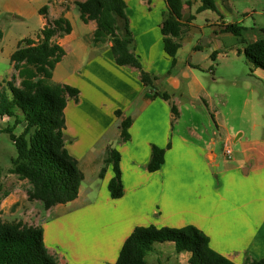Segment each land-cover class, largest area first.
<instances>
[{"label": "crops", "instance_id": "crops-1", "mask_svg": "<svg viewBox=\"0 0 264 264\" xmlns=\"http://www.w3.org/2000/svg\"><path fill=\"white\" fill-rule=\"evenodd\" d=\"M75 1L82 0L47 2L45 14L39 12L43 2L35 6L22 3L13 8H0V13L13 11L21 19L35 13L38 30L59 15L71 25L68 33L55 37L64 54L54 65L51 79L79 90L77 98L68 99L64 107V143L77 161L83 179L73 200L52 205L46 209L44 218L34 223L41 226L49 253L59 264H107L115 261L124 239L135 226L193 225L212 249L235 263H241L246 254L264 257V118L246 114V127L239 123L230 125L229 119L235 120L240 114H234L233 103L224 108L227 116L223 109L218 114L216 107L227 104L221 98L219 103L211 105L206 98L210 95L209 84L205 82L208 76L205 70L212 67V56L235 52L238 41L249 40L243 51L247 47L264 61V50L256 45L257 39L264 38L263 27L260 32L245 34L249 27L228 21L220 14L217 5L228 3L226 0H214L216 10L213 11L219 13L216 20L206 17L204 23L198 24L194 21L196 15L207 9L198 12L199 0H183L181 21L187 27L180 39L176 62L171 65L163 51L160 33L165 1L124 0L135 52L143 70L156 76L154 85L159 91H174L169 99H163L152 95L137 68L115 62L110 42H93L95 22L81 20ZM230 23L241 26V37L231 32ZM198 29L218 39L217 43L223 47L221 52L216 44L208 59L209 51L203 47L209 40L196 43L185 60V68L175 73L173 69L185 36ZM228 34L239 39L230 44L220 41ZM0 38V54L9 59L18 41L25 37L7 39L0 31ZM6 40L8 45L2 46ZM247 64L250 72L242 78L252 82L248 95L255 96L258 87L259 97L264 90V70L249 61ZM228 73L233 77L234 86L240 76L233 70ZM163 75L166 77L162 81ZM222 92L215 93L222 96ZM177 97L188 100L187 106L194 111L199 104L193 102L202 101L201 127L179 121L182 129L173 128L176 118L181 117ZM256 104L252 100V105ZM246 105L247 101L240 112H244ZM206 112H210L212 121ZM125 117L130 118L129 137L121 140L119 123ZM225 145L230 149L228 155ZM108 147L118 151V178L111 163L99 175ZM153 150L162 152L164 159L157 170L149 171L146 164ZM117 183L121 195L115 197L113 190ZM161 243L174 247L171 241ZM189 255L187 251L179 252L178 263L189 264Z\"/></svg>", "mask_w": 264, "mask_h": 264}, {"label": "trees", "instance_id": "trees-1", "mask_svg": "<svg viewBox=\"0 0 264 264\" xmlns=\"http://www.w3.org/2000/svg\"><path fill=\"white\" fill-rule=\"evenodd\" d=\"M160 33L162 48L169 57L171 65L176 62V52L181 46V37L186 31V23L181 21L183 0H164ZM196 11L216 10L214 0H199ZM82 21L93 20V42H110V49L118 65H129L139 70L140 79L153 96L169 99L170 94L159 91L154 81L156 76L142 68L135 52L132 32L125 12L124 0H82L75 1ZM47 6L39 8L46 13ZM229 29L241 35V26L230 23ZM70 22L63 15L47 21L35 37L21 38L9 56L15 73L10 79L0 82V118L6 116V132L13 142L17 155L13 172L29 183L26 198L36 200L47 209L57 203L73 200L83 173L77 161L65 147L64 107L68 99H76L79 90L66 83L52 81L51 72L64 54L55 37L68 33ZM264 30V26H263ZM256 45L264 50V38L256 40ZM244 54L255 67L264 70V61L247 47ZM213 58V56H212ZM18 79L15 82V79ZM8 87V91L7 88ZM174 111V106H171ZM120 115V111H116ZM12 118V121L9 120ZM130 118L119 123L120 139L129 137ZM19 127V132L14 129ZM162 152L153 150L146 164L149 171L157 170L163 163ZM104 163H111L118 178V151L107 148ZM101 166L99 175H102ZM2 169L0 167V192ZM121 195L117 183L113 196ZM171 241L174 250L189 252V264H264V257L246 254L241 263H235L223 254L212 249L205 236L193 225L168 227L154 225L135 226L124 239L117 258L107 264H147L146 255L154 249V242ZM0 264H59L55 256L47 250L43 242L42 228L39 224L26 223L22 219L4 220L0 217Z\"/></svg>", "mask_w": 264, "mask_h": 264}, {"label": "rangeland", "instance_id": "rangeland-1", "mask_svg": "<svg viewBox=\"0 0 264 264\" xmlns=\"http://www.w3.org/2000/svg\"><path fill=\"white\" fill-rule=\"evenodd\" d=\"M56 0H0V8L3 6H7L13 8L15 5H20L22 3L28 4L29 6H35L38 4L41 7L46 5L47 2H54ZM228 3L221 4L219 7L220 14L224 15L228 21H238L240 25H245L249 27L245 34H250L252 32H260L261 28L264 26V0H226ZM23 5V6H24ZM193 6V5H192ZM75 11L78 10L75 8ZM194 13V12H193ZM219 13L207 9L205 12L196 15L195 22L198 24H202L205 22L204 18H216ZM39 23L37 21V16L34 13V16L26 19H21L13 11H2L0 13V31L6 34L7 39H13L15 36L17 37H30L34 36L38 30ZM252 27V28H250ZM262 34V33H261ZM229 36H224L220 38V41H223L225 44H230L232 42H236L239 39L238 36L233 34H228ZM241 37V36H240ZM207 39L209 41H207ZM134 40V39H133ZM207 43H206V41ZM135 42V40H134ZM207 44L203 47V50L209 51V58L212 51H214L217 47L216 44L219 45V52L222 50V46L218 42V39L212 38L210 35H204L200 29L188 32V35L185 36L183 40V48L181 52L178 54L177 65L173 69L175 73L181 71V69L185 68V60L189 58V54L191 53V47L196 43ZM247 40L245 43L238 41L236 42V50L238 52H227V54L217 55L214 54V60H210L212 63V67L210 70L207 69L205 72L207 73V77L215 78L214 81H209L206 77L205 82L209 84L207 87L208 91H210V97L206 96V98L210 101L211 105H216L220 102L221 98L223 99L224 105L222 107H216L218 114H220V110L223 109L224 115L227 116L226 106H230V103H233V111L234 114H240V117L235 120H230V125L235 126L236 123H239L241 127L247 126L246 114H249L254 117L264 118V90L259 93V97H257V88H255V96L248 95V91L252 89L251 83L249 80L242 78V75L249 73L248 66V58L245 56L243 47L248 46ZM1 38H0V46H1ZM4 45H8V40L5 41ZM250 48L251 44L249 45ZM251 51V50H250ZM253 53V52H252ZM206 61V60H203ZM233 70L234 74L240 76L238 80L235 81V85L232 86L233 77L230 73ZM14 71L12 65L9 62L8 57H5L3 54H0V82L4 84L2 81L6 78H12V72ZM199 72V71H198ZM197 73V72H196ZM233 74V73H232ZM166 76H162V81ZM187 78L184 79V82H187ZM18 79H15L17 82ZM264 85V82H262ZM233 87V88H232ZM7 91H8V87ZM212 89V90H211ZM222 90V96L215 92ZM261 90V89H260ZM174 91H168L169 94ZM262 96V97H260ZM179 102L176 103L177 106L181 108V117L176 118L173 123V128L175 130H181L182 125L178 122L188 123L196 126L197 128L201 127L203 121V112L199 109L202 101L195 100L193 103L197 102L196 111L194 108H190L187 106L188 100L184 97H177ZM252 100H254L257 106L252 105ZM259 100V103L256 101ZM247 101V105L243 111V105ZM191 104V103H189ZM232 106V105H231ZM192 111V112H191ZM250 111V112H248ZM209 118L211 117L210 112H206ZM173 114L174 111H173ZM221 117V115H219ZM212 121V118H210ZM12 121V118H9ZM7 117L4 116L0 118V128L5 126L7 122ZM15 133L19 132V127L17 126L14 129ZM17 155L16 148L13 142L10 140L8 134L6 132H0V167L2 169L1 181H2V190L0 192V217L4 220H13V219H22L26 223L34 224L35 222H39L40 218H44L46 215V209L42 206L40 202L29 201L26 198V189L29 186V183L26 179L20 178L16 172H13L12 169L14 167V159ZM106 163L102 166L105 168ZM213 177L216 174V168L213 167ZM215 183L217 182V178L214 177ZM52 246V245H51ZM154 252H151L146 255L147 264H180L178 263L179 257L178 253L174 250V247L167 246L161 242H154ZM68 258V256H66ZM72 258V257H71ZM187 264V263H184Z\"/></svg>", "mask_w": 264, "mask_h": 264}, {"label": "built area", "instance_id": "built-area-1", "mask_svg": "<svg viewBox=\"0 0 264 264\" xmlns=\"http://www.w3.org/2000/svg\"><path fill=\"white\" fill-rule=\"evenodd\" d=\"M230 153V149L228 148V146L227 145H225V154H229Z\"/></svg>", "mask_w": 264, "mask_h": 264}]
</instances>
